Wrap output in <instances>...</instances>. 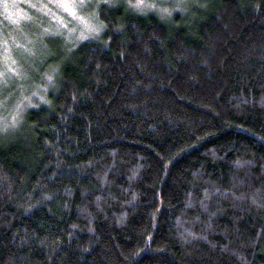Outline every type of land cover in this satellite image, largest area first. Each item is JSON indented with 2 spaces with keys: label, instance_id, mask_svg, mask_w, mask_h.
Masks as SVG:
<instances>
[{
  "label": "trees",
  "instance_id": "trees-1",
  "mask_svg": "<svg viewBox=\"0 0 264 264\" xmlns=\"http://www.w3.org/2000/svg\"><path fill=\"white\" fill-rule=\"evenodd\" d=\"M133 1L1 83L0 264H264V0Z\"/></svg>",
  "mask_w": 264,
  "mask_h": 264
},
{
  "label": "rangeland",
  "instance_id": "rangeland-1",
  "mask_svg": "<svg viewBox=\"0 0 264 264\" xmlns=\"http://www.w3.org/2000/svg\"><path fill=\"white\" fill-rule=\"evenodd\" d=\"M106 1L117 0H0V21L7 22V31L5 33L0 31V85L2 83L7 87L11 80L23 77L22 63L25 64L26 57L21 52L28 49L27 46L35 45V42L37 45L39 39L45 35L60 36L61 34L72 43L95 39L101 32V26L95 16V8L97 3ZM121 1L126 2V0ZM179 2V0H134L132 4L139 11L167 14L170 8L177 9ZM44 19L51 23L41 25L37 28L39 31L32 35L30 25L39 24ZM45 76L40 77L39 82L46 83L50 76ZM39 82L36 84L33 81V85L29 80L24 84L34 95L42 89L38 87ZM18 87L21 97L24 86L21 83ZM7 95L6 100L9 99V94ZM23 102L26 104L25 99H20L10 110L9 108L6 110L7 106L3 98L0 100V114L7 116L9 110L12 118L21 112ZM7 122L9 123L10 120Z\"/></svg>",
  "mask_w": 264,
  "mask_h": 264
}]
</instances>
